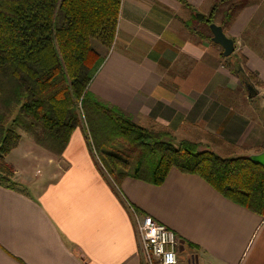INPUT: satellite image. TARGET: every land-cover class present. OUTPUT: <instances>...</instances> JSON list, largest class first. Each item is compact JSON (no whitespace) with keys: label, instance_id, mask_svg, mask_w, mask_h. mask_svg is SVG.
<instances>
[{"label":"crops","instance_id":"1","mask_svg":"<svg viewBox=\"0 0 264 264\" xmlns=\"http://www.w3.org/2000/svg\"><path fill=\"white\" fill-rule=\"evenodd\" d=\"M220 1L122 0L90 91L142 127L178 139L199 131L200 150L249 158L264 152V0H225L214 12ZM231 5L239 9L224 27ZM211 16L261 88L249 93L228 69L203 23ZM46 154L26 152L32 168L9 163L16 187L0 185V264H144L127 203L178 235L177 264H264V218L199 176L174 168L161 186L127 177L118 188L81 129L58 161Z\"/></svg>","mask_w":264,"mask_h":264},{"label":"trees","instance_id":"2","mask_svg":"<svg viewBox=\"0 0 264 264\" xmlns=\"http://www.w3.org/2000/svg\"><path fill=\"white\" fill-rule=\"evenodd\" d=\"M223 1L214 12H220ZM121 2L0 0V185L16 187L6 157L19 146L22 133L61 157L81 129L118 188L127 177L161 186L175 168L199 176L226 199L264 218V166L248 157L200 150L187 139L176 141L165 128L142 127L91 93L115 41ZM238 9L229 6L224 27ZM203 23L211 41L213 16ZM221 56L242 84L262 87L240 52Z\"/></svg>","mask_w":264,"mask_h":264},{"label":"built area","instance_id":"3","mask_svg":"<svg viewBox=\"0 0 264 264\" xmlns=\"http://www.w3.org/2000/svg\"><path fill=\"white\" fill-rule=\"evenodd\" d=\"M134 223L144 264H177L180 241L178 235L153 217L127 203Z\"/></svg>","mask_w":264,"mask_h":264},{"label":"rangeland","instance_id":"4","mask_svg":"<svg viewBox=\"0 0 264 264\" xmlns=\"http://www.w3.org/2000/svg\"><path fill=\"white\" fill-rule=\"evenodd\" d=\"M113 47V46H112ZM112 49V48H111ZM197 131V130H196ZM196 131L193 130H189V133L193 134ZM202 133L197 131L192 137L189 138H176V141H181V140H190V141H198L201 140L203 143L205 142V144L207 143V139L203 138ZM31 142V144L33 145L32 147L35 150L36 155H41L43 157H45V153L49 154L52 158H54L55 160L59 159L60 156H56L53 155L52 153H49L47 150H45L44 148L38 146L37 144H35L32 139H30L25 133H22V139L21 142L19 144V147L17 149L16 153H10L7 157H6V162L7 163H14L16 165L19 166V168L24 167V168H32L33 167V163L30 162L29 158H24V154L26 152H28L32 147L29 145ZM205 148V147H204ZM208 148H205L204 150H207ZM209 150L211 151L212 148H209ZM24 153V154H23ZM216 153L222 157H246V154L242 151H239L235 154V152L232 153H227L224 151H216ZM46 154V155H47ZM96 157V156H95ZM97 159V158H96ZM58 161V160H57ZM98 161V160H97ZM44 162L48 163V160L46 159L45 161H36V167L40 164H43ZM15 165V166H16ZM45 166V165H43ZM17 167V166H16Z\"/></svg>","mask_w":264,"mask_h":264},{"label":"water","instance_id":"5","mask_svg":"<svg viewBox=\"0 0 264 264\" xmlns=\"http://www.w3.org/2000/svg\"><path fill=\"white\" fill-rule=\"evenodd\" d=\"M209 28L212 34V42L222 48L224 57H230L235 52L234 40L224 33L222 26L212 23ZM246 86L249 93L255 91L252 85L247 84ZM249 159L256 164L264 166V152L260 155L251 156Z\"/></svg>","mask_w":264,"mask_h":264}]
</instances>
